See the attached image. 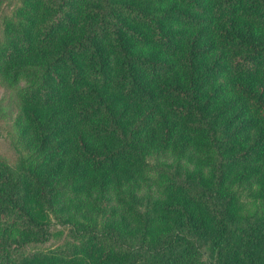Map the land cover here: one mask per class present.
<instances>
[{
	"label": "trees",
	"instance_id": "obj_1",
	"mask_svg": "<svg viewBox=\"0 0 264 264\" xmlns=\"http://www.w3.org/2000/svg\"><path fill=\"white\" fill-rule=\"evenodd\" d=\"M0 83V264H264V0H0Z\"/></svg>",
	"mask_w": 264,
	"mask_h": 264
},
{
	"label": "rangeland",
	"instance_id": "obj_2",
	"mask_svg": "<svg viewBox=\"0 0 264 264\" xmlns=\"http://www.w3.org/2000/svg\"><path fill=\"white\" fill-rule=\"evenodd\" d=\"M14 88H6L0 83V156H6L9 160H13L16 156L15 147L13 146V142L16 141V134L14 130V120L15 115L18 110ZM192 153L191 160L184 159L187 167L189 169H193L198 167L199 157ZM155 162H161V164L165 165L163 162L171 163V166L174 165V162L171 159H167V157H161L160 160H155ZM210 165L209 162L204 161L203 168H207ZM166 166V165H165ZM154 174H160L156 170H151ZM145 186L142 192L146 189ZM156 192L157 189H156ZM244 205V207H243ZM241 206V212L254 210L255 206L253 205V200H248L244 198V204ZM4 227V226H2ZM8 228V227H7ZM10 229V228H9ZM60 237V233L57 232L52 241H58Z\"/></svg>",
	"mask_w": 264,
	"mask_h": 264
}]
</instances>
